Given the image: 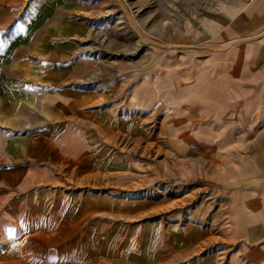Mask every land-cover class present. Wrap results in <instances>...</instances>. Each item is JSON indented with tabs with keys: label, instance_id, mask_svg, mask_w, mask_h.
I'll return each mask as SVG.
<instances>
[{
	"label": "crops",
	"instance_id": "crops-1",
	"mask_svg": "<svg viewBox=\"0 0 264 264\" xmlns=\"http://www.w3.org/2000/svg\"><path fill=\"white\" fill-rule=\"evenodd\" d=\"M217 11H210L201 23L192 26L191 52L178 57L175 52L163 56L172 65L156 66L157 78L151 84L147 79L141 80L134 86L130 100L128 95L124 96L127 110L121 114L115 107H109L111 101L98 95L99 87L90 91L71 87L92 69L87 60L65 64L66 60L55 65L42 61L39 66L15 64L19 58L36 51L37 39L47 33L53 22L46 21L36 36H24L2 51L1 122L23 130L5 151L10 167L6 170L3 191L9 194L15 189L22 191L19 196L26 194L11 202L6 211L0 209L3 215L0 234L17 239L12 240L7 259L20 260L18 255L31 240L55 247L41 252L45 260L53 256L61 259L63 253L59 249L64 244L60 223L76 220L78 206L74 198L59 192L54 203L57 207L50 212L49 195L58 192L62 181L74 172L83 180L85 175L100 169L101 164H111L112 147L117 143L143 144L146 151L153 142L149 135L155 132L147 128L149 118L143 115L153 106L156 112L150 119L157 117L160 110L179 113V122L169 116L165 118L158 128L160 136L155 139L159 141L165 136V142L174 151L171 165L176 169L170 170V174L190 175L191 183H211L213 201L210 203H225L231 213L230 234L243 238L244 244L264 238V126L261 129L264 123V0H220ZM60 30L64 35L76 37L83 27L66 21ZM73 51L70 52L74 54ZM48 52L50 58L56 56ZM58 57L66 56L59 54ZM41 90L46 92L39 94ZM42 121L45 126L41 128L38 124ZM36 125L40 130H27ZM222 149L234 152L217 156L208 152ZM105 156L109 160L104 162ZM39 187L43 190H38ZM33 191L36 195L31 196ZM61 210L67 219L60 217ZM73 212L75 215L71 217ZM25 213L36 224L41 219L42 223L38 224L43 230L41 242H37L36 235L27 234V220L21 216ZM35 213L43 215L32 216ZM51 227L58 230L55 240L47 236ZM17 231L19 238H16ZM157 232L153 241L144 238L147 240L145 264H179L194 255L196 245L203 241L201 238H207V243L211 241L207 233L200 236V231L195 229L191 230V236L182 234L169 244H160L162 232ZM135 243L133 252L139 249L136 240ZM116 264L137 263L123 258Z\"/></svg>",
	"mask_w": 264,
	"mask_h": 264
},
{
	"label": "rangeland",
	"instance_id": "rangeland-1",
	"mask_svg": "<svg viewBox=\"0 0 264 264\" xmlns=\"http://www.w3.org/2000/svg\"><path fill=\"white\" fill-rule=\"evenodd\" d=\"M219 2L220 0H0V54L10 47V43L27 35L36 36L43 24L51 21L52 27L37 39L36 51L19 58L15 64L39 66L42 61L55 65L63 64L66 60L65 64L80 59L87 60L92 69L85 77L73 82L71 87L86 91L99 87L98 95L111 101L109 107H115L121 114L127 104L123 100L124 96L128 95L130 100L133 97L130 94L138 82L147 79L151 84L157 78L156 66L172 65L170 59L163 56L175 52L178 57L179 54L191 52L192 26L201 23L210 11L218 13ZM66 21L83 27V30L76 37L64 35L60 26ZM73 49L74 54L70 52ZM48 51L56 56L50 58L47 56ZM59 54L66 57L61 59ZM158 74L160 75V71ZM171 83L172 80H169L168 84ZM122 88L125 89L121 91ZM44 92L46 91L41 90L38 93ZM1 102L0 83V197L6 196L0 198V209L6 211L11 202L26 194L19 196L22 191L15 189L9 194V191H3L8 175L6 170L10 167L5 151L11 145L10 141L18 138L23 130L1 122ZM155 112L153 106L143 115V118H149L147 128L155 132L149 135L153 142L147 146L146 151L143 144L135 146L132 142L117 143L112 147L110 157H114L111 164H101L100 169L94 174L85 175L83 180L78 179L74 172L73 176H67L62 181L58 192L53 196L49 195L50 212L57 207L54 203L58 200L56 195L59 192L65 197L68 195L74 198L78 206L76 220L72 223L62 220L60 223L64 244L59 249L63 253L61 259H55L52 255L51 260H45L44 253L55 247H46L32 240L27 241L26 247L22 248L20 256L18 255L20 260L7 259L12 240L17 239L4 238L0 234V264H116L117 260L123 258L145 264L143 259L147 252L146 241H153L158 230L162 232L160 244H169L182 234L191 236V230L195 229L200 231V236L207 233L211 241L207 243V238H201L203 241L200 242L201 245H196L198 248L194 255L179 264H264V238L244 244L243 238L230 234L231 213L224 202L210 203L213 201L211 183H191L190 175L170 174V170L176 169L171 165L174 151L165 142V136L164 139L160 137L159 141L155 139L160 136L158 128L165 118L169 116L177 122L179 113L160 110L157 117L150 119ZM190 122L189 119L188 126ZM38 125L42 128L45 123L42 121ZM38 125L27 130H38ZM263 126L264 123H261V129ZM208 152L217 156L234 151L222 149ZM103 159L104 162L109 160L107 156ZM37 189L43 190L41 187ZM34 194L36 192L33 191L31 196ZM41 201L43 205V196ZM82 206L85 209L82 210ZM41 209H45V205ZM42 215L32 214L34 217ZM74 215L73 212L71 217ZM2 216L0 213V218ZM21 216L27 220V234H33V237L36 235L37 242H41L43 230L38 225L42 223L41 219L36 224L28 214ZM66 216L65 211L61 210L60 217L67 219ZM49 229L51 230L47 236H52L55 240L54 235L58 230L53 227ZM18 233L19 231L16 238L20 237ZM148 237L149 239H144ZM135 240L139 245L137 252L131 251L136 246ZM25 242L24 240L23 243Z\"/></svg>",
	"mask_w": 264,
	"mask_h": 264
}]
</instances>
